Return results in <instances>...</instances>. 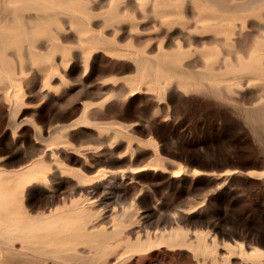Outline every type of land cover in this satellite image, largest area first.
Returning a JSON list of instances; mask_svg holds the SVG:
<instances>
[{
    "label": "rangeland",
    "instance_id": "obj_1",
    "mask_svg": "<svg viewBox=\"0 0 264 264\" xmlns=\"http://www.w3.org/2000/svg\"><path fill=\"white\" fill-rule=\"evenodd\" d=\"M6 1L5 200L34 217L71 194L107 198L84 231L95 241L76 245L96 254L69 264H264L245 253L264 250V0ZM122 204L117 233L96 245ZM61 257L0 250V264Z\"/></svg>",
    "mask_w": 264,
    "mask_h": 264
},
{
    "label": "bare ground",
    "instance_id": "obj_2",
    "mask_svg": "<svg viewBox=\"0 0 264 264\" xmlns=\"http://www.w3.org/2000/svg\"><path fill=\"white\" fill-rule=\"evenodd\" d=\"M19 2L20 6L26 7L30 4L39 5L42 8H47L50 0H7V4H12ZM50 5V4H49ZM52 5V4H51ZM50 5V6H51ZM69 5H71L69 3ZM58 6V5H57ZM55 6V7H57ZM61 6V5H59ZM73 6V5H72ZM62 7H65L64 5ZM49 8V7H48ZM51 8V7H50ZM69 8H72L69 6ZM54 9V8H53ZM64 9V8H61ZM73 9V8H72ZM47 10V9H46ZM52 10V9H51ZM60 10V9H58ZM67 10V9H66ZM65 10V11H66ZM41 11V10H40ZM62 11V10H60ZM35 12V11H34ZM38 12V11H37ZM42 12V11H41ZM64 12V11H63ZM72 12H74L72 10ZM68 14L69 12L66 11ZM71 13V11H70ZM75 13V12H74ZM6 17V16H5ZM16 20V19H15ZM36 20V19H35ZM3 21V20H2ZM9 23V22H8ZM18 23V22H16ZM24 27V26H23ZM2 72L4 70L0 69ZM6 72V71H5ZM4 72V73H5ZM16 91V90H15ZM258 117V116H257ZM84 119V118H83ZM79 124V123H78ZM58 127V126H57ZM61 127V126H60ZM65 127V126H64ZM56 128V127H55ZM59 128V127H58ZM66 128V127H65ZM59 130V129H58ZM57 131V129L55 130ZM54 132V130L52 131ZM51 132V133H52ZM51 135V134H50ZM42 139V138H41ZM43 149V148H42ZM56 149V148H55ZM75 149V148H74ZM88 149V148H87ZM95 149V148H94ZM46 150V149H45ZM60 151V150H59ZM70 151V150H69ZM81 151V150H78ZM56 152V151H55ZM81 154V153H80ZM54 155V154H53ZM44 156V155H43ZM46 156V154H45ZM50 156V155H49ZM54 157V156H53ZM56 157V156H55ZM68 159V158H67ZM57 160L56 158L53 159ZM61 160V159H59ZM36 161V160H35ZM35 161H32L35 162ZM58 161V160H57ZM62 161V160H61ZM64 161L61 162V164ZM30 163V162H29ZM28 163V164H29ZM36 163V162H35ZM38 163V162H37ZM36 163V164H37ZM43 164V162H41ZM40 164V163H39ZM41 164V165H42ZM58 164V163H57ZM56 164V165H57ZM59 164V165H61ZM32 165V164H31ZM44 165V164H43ZM42 165V166H43ZM25 166V165H24ZM23 166V167H24ZM36 166V165H35ZM34 166V167H35ZM38 166V165H37ZM41 166V167H42ZM58 166V165H57ZM64 166V165H63ZM40 167V166H39ZM45 168V165L43 166ZM59 167V166H58ZM61 167V166H60ZM138 167V166H137ZM22 168V167H20ZM30 168V167H29ZM134 168V167H133ZM132 168V170H133ZM143 168V167H142ZM19 169V168H18ZM26 169V167H25ZM28 169V168H27ZM32 169V168H30ZM34 169V168H33ZM43 169V168H42ZM58 169V168H57ZM65 170V168H63ZM62 169V170H63ZM84 169V168H83ZM136 169V168H134ZM139 169V168H138ZM152 169V168H151ZM17 170V169H16ZM16 170H13L16 171ZM131 170V168H130ZM140 170V169H139ZM145 170V169H144ZM9 171V170H8ZM31 171V170H30ZM137 171V170H136ZM12 172V171H11ZM19 172H21L19 170ZM28 172V171H27ZM112 172V171H111ZM2 173V172H1ZM18 173V172H17ZM30 173V172H29ZM28 173V174H29ZM131 174L134 172H130ZM4 174V173H2ZM6 174V173H5ZM12 173L9 174V176ZM14 174V173H13ZM16 174V173H15ZM21 175L23 173H20ZM26 174V173H25ZM26 174L25 176H27ZM111 174V173H110ZM8 175V174H6ZM17 175V174H16ZM20 175V176H21ZM31 175V174H30ZM77 175V174H76ZM127 175V174H126ZM18 176V175H17ZM16 176V177H17ZM37 176V175H36ZM39 176H42L39 174ZM82 176V175H81ZM128 176V175H127ZM87 177V176H85ZM112 177V176H111ZM22 178V177H21ZM45 178V177H44ZM53 178V177H52ZM47 179V178H46ZM77 179V178H76ZM85 179V178H84ZM82 179V180H84ZM102 179V178H101ZM109 179V178H108ZM131 179V178H130ZM49 180V178H48ZM78 180V179H77ZM111 180V179H110ZM19 181V180H18ZM22 181V179H20ZM90 181V180H89ZM94 181V180H93ZM9 182V180L7 181ZM45 182V181H44ZM92 182V181H91ZM110 182V181H109ZM79 183V182H78ZM81 185L82 182H80ZM79 183V184H80ZM101 183V182H100ZM109 184V183H108ZM46 185V184H44ZM88 182V186H89ZM74 186V184H73ZM50 187V186H49ZM86 187V186H85ZM97 187V186H96ZM110 187V186H109ZM45 188H47L45 186ZM113 188V187H112ZM103 189V188H102ZM118 190V189H117ZM90 191V190H89ZM106 191V190H105ZM109 191V190H107ZM120 191V190H119ZM118 191V192H119ZM7 192V191H6ZM92 192V191H91ZM117 192V193H118ZM51 193V192H50ZM67 193V192H66ZM71 193V192H70ZM69 193V194H70ZM78 193V192H77ZM76 193V195H77ZM104 193V192H103ZM47 194V193H46ZM101 194V193H100ZM109 194V193H108ZM55 195V194H53ZM62 195V194H61ZM60 195V196H61ZM64 195V194H63ZM75 195V194H74ZM99 193L97 190H94L92 193L81 194L78 199L73 200V194L67 202H63L60 208H47V212H42L38 216H29L28 212L25 210L24 206L17 205L16 203L9 202L5 200L4 193L0 192V250L8 251L16 255L23 257L24 261H30L34 257L53 255L58 256L62 255V260L65 264H69V260L81 259L82 257L76 255V245L82 242L95 241L92 234L85 233L86 224L89 222L90 217L93 212H98L101 208L103 209L106 205L107 198H100V205L95 206L91 204H86V202L98 198ZM110 196V195H109ZM108 196V197H109ZM47 197V196H46ZM50 197V196H49ZM67 197V196H66ZM48 198V197H47ZM54 198V197H53ZM58 198V196L56 197ZM76 198V197H75ZM49 199V198H48ZM52 199V198H51ZM65 199V198H64ZM112 199V198H111ZM122 199V198H121ZM47 200V199H46ZM56 200V199H54ZM60 200V199H59ZM50 201V200H49ZM119 202V200H118ZM46 203V202H45ZM54 203V201H53ZM89 203V202H88ZM91 203V202H90ZM113 203V202H112ZM124 203V202H123ZM126 203V202H125ZM115 204V203H114ZM119 204V203H118ZM121 204V201H120ZM50 205V204H49ZM112 205V204H111ZM115 205L112 206V208ZM124 205H121L122 210L115 211L112 209L110 212L112 214L109 219V223L112 224L111 232L108 233L105 228L101 229L97 235V244L98 246L104 248L109 239L113 234H116L118 231L119 221L122 216L126 214V211L123 209ZM41 209V208H40ZM107 210V209H106ZM105 211V210H104ZM34 213V212H33ZM109 215V214H108ZM130 219V218H129ZM163 219V218H162ZM166 219V218H165ZM164 219V221H165ZM169 219V218H168ZM170 220V219H169ZM169 222V221H168ZM173 223V222H171ZM166 224V223H165ZM158 225V223H157ZM164 225V224H163ZM170 225V224H169ZM161 226V224H160ZM165 226V225H164ZM160 228V227H159ZM163 228V227H162ZM172 228V227H171ZM174 229V228H172ZM133 236V235H132ZM147 239V236H146ZM118 241V240H117ZM116 243V242H115ZM137 243L141 244L140 240ZM239 244L241 242H235ZM118 244V243H117ZM85 245V244H84ZM95 245V246H96ZM116 244H114L115 247ZM18 246V247H17ZM112 245H110L111 247ZM80 247V246H79ZM113 247V248H114ZM243 248V247H242ZM111 249V248H110ZM243 251V250H242ZM258 251L264 252V250H259L256 247H249L248 250H245V253L250 255L252 253H257ZM88 253L87 256H84L82 259L91 260L96 254V250L89 247L88 251L83 253ZM63 253V254H62ZM264 257V253H263ZM44 258V257H43ZM49 259V258H48ZM53 260V259H52ZM213 260V259H212Z\"/></svg>",
    "mask_w": 264,
    "mask_h": 264
}]
</instances>
